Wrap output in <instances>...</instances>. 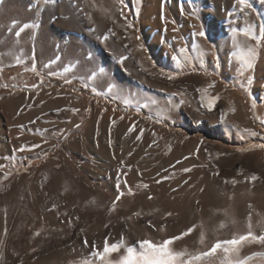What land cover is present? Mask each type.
<instances>
[{"label": "rangeland", "instance_id": "obj_1", "mask_svg": "<svg viewBox=\"0 0 264 264\" xmlns=\"http://www.w3.org/2000/svg\"><path fill=\"white\" fill-rule=\"evenodd\" d=\"M258 12L251 24L255 39L236 29L221 42H213L218 41L217 35L201 30L212 41L203 42V37L196 35L201 31L146 25L144 7L137 13L125 0H0V110L10 119L12 130L23 132L26 152L33 150L34 142H40L42 150H50L37 163L46 162L55 148L69 139L67 128L79 119L84 98H90L87 125L93 120V137L117 141L129 133L137 147L133 158L124 160L115 184L128 188L127 177L133 174L136 185L157 204L151 221L158 233L154 232L155 237L141 223L142 209L139 215L129 217L132 234L104 233L100 225L105 206L101 203V210L93 206L104 201L105 193L95 191L86 203L71 205L75 192L90 185L84 179L90 176L94 161L88 150H76L77 170L58 164L64 167L59 181L57 171L44 166L36 180L42 211L61 209L57 212L59 223L80 227L82 233L75 235L69 246L59 248L58 259L50 262L46 258L43 264H60L63 259L69 264H119L123 260L148 264L145 257H152L142 241L160 245L189 228L195 230L170 245L173 253L181 254L176 264H264V245L253 246L258 240L228 243L249 231L257 237L264 235V208L253 203L254 198L264 199V147H258L264 145V93L256 90V71L264 55V15ZM21 28L24 31L17 36ZM229 39L232 42L227 50ZM147 56L156 68L175 78L169 80L152 68ZM252 56L253 66L247 68L245 61ZM211 77L221 78L245 96L261 136L245 139L234 117L236 104ZM216 97L219 99L210 110L206 104ZM96 101L101 104L94 120ZM110 104L118 105V111L142 114L168 129L141 131L142 135L136 129L119 131L118 121L107 117ZM206 132L214 143L198 138ZM177 143L185 151L180 172L173 165L167 173L152 171L153 166L177 155ZM34 163H24L20 172L29 173ZM106 172L112 179V171ZM178 174L184 177L180 199L175 193ZM253 174L256 181L250 180ZM94 184L89 187L93 189ZM223 195L229 196L228 202L221 200ZM131 238L137 239L142 249L128 247ZM217 242L221 248L206 255ZM105 247L117 250L106 253Z\"/></svg>", "mask_w": 264, "mask_h": 264}, {"label": "bare ground", "instance_id": "obj_2", "mask_svg": "<svg viewBox=\"0 0 264 264\" xmlns=\"http://www.w3.org/2000/svg\"><path fill=\"white\" fill-rule=\"evenodd\" d=\"M125 1L131 6V9L137 13H140L141 8L144 7V15L147 18L145 22L146 25L150 24L154 28L169 26L173 29L196 31L209 30L218 37V41L214 40L213 42H221L222 38L236 29L243 31L251 28V24L258 16V11L264 15V0H257L256 6L251 5L253 0H247V4L249 5L248 8H242L241 5L236 3V0ZM120 4L122 10L123 3L120 2ZM258 19L260 25L262 24L263 26L262 19L260 17ZM203 39V42L211 41H208L206 37H203ZM228 42L229 47L227 50L230 48L232 39H229ZM147 59V62H149L152 68L156 69V71H162L151 63V59L148 56ZM253 60L254 57L252 56L251 61L253 62ZM206 69L209 68L206 67ZM219 69L217 68V70ZM162 72L164 73V71ZM222 74L225 76L226 73ZM211 79L217 82V85L219 84V87L222 88L226 94L233 99L234 104H236L238 110L234 117L239 123L242 131L241 133L244 134L243 136H245V139L248 140L252 137L261 136L260 127L255 123L245 103V96L241 92L235 91L228 82H222L221 78L211 77ZM231 80L234 81L232 78ZM256 90L264 93V55L256 71ZM90 100V98H84L83 107L78 111L80 114V117H78L79 119L67 128L69 139L66 142L64 141L65 144L55 148V152L41 165H38L37 162L40 158L46 157L50 149L44 148L42 150L40 147L43 146V144L41 145L40 142H34L32 145L33 150L27 153L25 143L23 142V132L12 130L9 122L10 119L8 120L6 115L4 116L5 112L0 110V165L3 166L0 167V253H2L0 264H43L46 258H49V260H51L50 262H52L54 259H58L59 248L69 246L74 236L80 235V227L78 228L75 225L68 227L66 222L59 223L57 212L61 209H47L48 211L45 213L43 212L44 210L42 211L43 208L40 202L42 198L41 190L36 180L41 175V169L47 165L57 171V177H55L58 181L61 179V174L64 172V167H58L60 162H63L66 167L71 170H77L76 165L79 155L76 150L81 149L84 152L88 150V152H86L87 155L93 157L94 160L93 165L90 167L92 170L90 176H85L84 179L90 185L92 182L95 184L93 189L89 187L90 185L86 188H79L72 196L71 205L78 201L86 203L92 199L95 191L105 193L103 196L104 201H97L93 206V209L96 210H101V203L105 206L103 210L104 217L100 225L104 233L114 232L123 234L124 232H128L132 234L134 229L129 224V217L134 216L142 209L141 223L146 227V230H148L147 232L149 234H154L155 237L156 232L153 231V223L151 222L154 216L155 206L157 207L154 199H152L149 194L143 193L140 187L136 185L137 181L133 174L128 175V177L126 176L129 181L128 188L123 189L115 184L118 179V174L121 172V167L123 169L124 160H131L133 158V153L136 151L137 147H135L133 143L132 135L125 133V137L117 141L114 139L108 140L103 136L101 139L99 136L98 138L95 136L93 137V120L87 125V121L91 116ZM100 104L101 103L98 101L95 102L94 120L99 116L98 108ZM118 108V105L110 104V111L107 117H111L118 121L119 129H117L119 131L124 129H136V132L140 131V133H142L141 131L161 133L168 129L165 125L160 123L155 124L150 119H144L142 114L122 112L118 111ZM195 114L201 115L200 113L198 114V112H195ZM202 114L204 115V113ZM123 132L124 131L120 134L123 135ZM198 138L211 144L215 141L207 132L200 133ZM177 147L179 148V151L177 150V155L173 156V158L168 161L158 164L157 167L153 166L152 171L158 170L167 173L170 166L173 165V168L180 172L182 167L181 157L185 154V151L181 149L182 145L178 143ZM31 161L32 163L36 161L33 164L35 168L29 173L20 172L22 165L24 163L29 164ZM187 162L189 161L187 160ZM149 164V166H151L150 161ZM99 169L103 171L100 172L98 171ZM106 171H112V179L107 177ZM175 174L176 172H173V176ZM177 176L179 179L177 180L176 178L177 181H175V193L178 194L180 199V188L184 177L182 178L180 174L176 175V177ZM96 177H100V180H97ZM129 188L132 194H128ZM120 193H124V195L121 196V198H123L117 201V196ZM183 199H181V201ZM221 200L228 202L229 196L223 195ZM114 202L115 207L113 208ZM253 203L257 208H264V199L262 198H254ZM160 204L162 203H159V205ZM68 206L70 205L64 206V209ZM175 207L176 209L179 208H177V205ZM239 211L240 209H238V212ZM181 215L183 214H180V216ZM180 216L178 215V218ZM94 222L95 220L93 223ZM81 226L86 228V225ZM47 232H51L50 235H47ZM37 233H39V235H37ZM136 240L137 239L132 240L131 238L128 247L136 246L141 248V245ZM262 245H264V243H253L254 247H260ZM33 249H35V251H33ZM63 260L64 262L60 261V264L70 263L65 262L67 261L65 259Z\"/></svg>", "mask_w": 264, "mask_h": 264}, {"label": "snow or ice", "instance_id": "obj_3", "mask_svg": "<svg viewBox=\"0 0 264 264\" xmlns=\"http://www.w3.org/2000/svg\"><path fill=\"white\" fill-rule=\"evenodd\" d=\"M236 3L241 5L242 8H246L248 7L247 4V0H236ZM131 26V25H129ZM24 27H27L26 25ZM24 31V28H21L16 35L19 36L20 33ZM175 31V29H174ZM197 36L200 37H205L206 33L201 31L196 33ZM244 35L245 37H250L252 39H255V34L252 31L251 28L247 29L244 31ZM251 51V50H250ZM19 63V60L17 61ZM245 65L247 68H251L252 65V61L251 58H249L247 61H245ZM33 70H35V67H33ZM163 75L167 76V78L169 80L174 79L175 77L172 75H169L167 73H162ZM248 83L251 84L252 83V79L249 78ZM219 97L216 98H211L209 100V102L206 104V107L209 108L210 110L214 107L216 100H218ZM234 110V109H233ZM116 121H112V123L114 124ZM262 123H264V121H262ZM134 127V126H133ZM133 129H129V132H131ZM142 135V133H141ZM138 139H140V137H137ZM258 147H264V145H259ZM0 167H3L2 165H0ZM190 169H185V171H189ZM258 179V177L253 174L250 177L251 181H256ZM236 181L233 180L232 183H235ZM144 187H147V185H144ZM128 194H132L131 193V189H128ZM124 193H120L117 196V201L121 198V196H123ZM115 207V202L113 204V208ZM136 215H139V213H136ZM168 215H171V213H169ZM223 226V225H222ZM249 227L251 228V225H249ZM194 228H189L186 232L182 233L180 237H172L169 240L164 241L162 244L160 245H156L153 244L151 241L145 240L142 241L141 243L143 245H145L148 250H149V256H151L152 258L149 259L148 256L145 257V259L147 260L148 264H176V259L177 256L181 255L180 253H173V251L170 249V245H172L175 240L177 239H182L183 236L189 235L192 231H194ZM37 235H39V233H37ZM249 239H254V240H258L261 243H264V235H261L259 237L255 236L251 231H249L246 235H242L240 236L238 239H233L231 241H228V243L232 244V245H239L242 242H245ZM201 242H203V235H201ZM85 243H87V241L85 240ZM221 248V242H217L216 244H214L211 249L209 250L208 253H206V255H213L217 252V250ZM117 249L115 247H105L104 251L110 252V251H116ZM33 251H35V249H33ZM0 259H2V253H0ZM101 259H103V257H101ZM109 264H111V261H109ZM119 264H129L128 260H123L120 261ZM189 264H191V262L189 261Z\"/></svg>", "mask_w": 264, "mask_h": 264}]
</instances>
